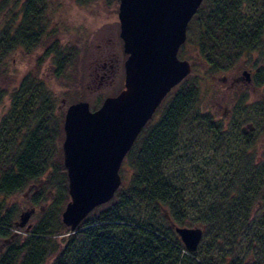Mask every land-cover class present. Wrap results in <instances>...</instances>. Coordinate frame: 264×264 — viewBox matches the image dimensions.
Masks as SVG:
<instances>
[{"label":"trees","instance_id":"trees-1","mask_svg":"<svg viewBox=\"0 0 264 264\" xmlns=\"http://www.w3.org/2000/svg\"><path fill=\"white\" fill-rule=\"evenodd\" d=\"M46 1L25 0L26 19L0 31V59L17 47L37 46L34 35L22 36V23L33 25ZM263 31L264 0L202 1L177 52L192 72L170 90L155 111L157 119L138 134L112 199L94 208L73 232L60 219L69 199L58 146L63 129L44 87L22 79L9 116L0 123V238L9 239L15 228L6 197L30 182H38L41 198L34 204L42 213L21 240L17 236L4 245L0 264H243L247 251L249 259L258 255L264 262V217L258 225L250 221L253 204L262 199L264 163L249 153L251 141L230 150L226 126L199 108L195 76L196 60L209 73L233 68L259 45ZM60 177L65 183L56 182ZM51 185L58 187L57 195L46 201L44 190ZM170 223L204 228L195 252L185 250ZM241 238L248 246L238 259L234 251ZM250 247H256L254 253Z\"/></svg>","mask_w":264,"mask_h":264},{"label":"rangeland","instance_id":"rangeland-1","mask_svg":"<svg viewBox=\"0 0 264 264\" xmlns=\"http://www.w3.org/2000/svg\"><path fill=\"white\" fill-rule=\"evenodd\" d=\"M22 1L24 0H0V31L5 27L7 30L9 22L17 23L21 20L19 15L10 11L13 6L17 7V4ZM48 1V3H53V6L47 10L49 17L46 18V23H43L49 25L45 28L49 32L48 38L41 39L38 48L33 49L30 46L27 50L25 46V48L17 47L0 59V120L9 116L12 96L18 90L21 78L27 76L32 80H42L46 93L52 97V114L58 121L56 124L59 123L62 129L63 117L68 105L85 101L89 108L94 110L100 106L105 97L114 96L122 89L123 62L126 55L122 51V41L119 38L118 0ZM9 32H14L13 27ZM189 49L185 47V51ZM180 59L184 58L180 57ZM244 61V58L240 59L232 70L213 74L205 71L202 62L196 60L195 76L200 87L199 107L203 112H211L216 120L222 119L223 115L226 116V121L224 120L223 123L233 143L230 150L240 143L239 128L245 126L246 123L253 124L255 132L252 135L254 139L249 153L258 159L260 165L264 163V117L258 109L264 110V86L251 88L241 85L229 88V81L244 68ZM222 76L227 77L226 83L218 80ZM157 115L156 112L153 114L150 119L151 123L157 119ZM31 128L32 126H29V129ZM62 139L63 132L58 141L59 149ZM202 157L200 155L199 159ZM61 164L63 165L62 154ZM1 175L2 168H0V178ZM57 181L65 183L62 177ZM37 185V181L30 182L5 199L6 208L14 213V221L18 220L21 212L34 207L35 211L27 222L31 228L37 223L42 213L40 205H32L31 192L32 189L37 188ZM29 187L31 188L28 189ZM44 191L45 200L50 201L57 195L58 187L51 185V188ZM260 191L264 194V187H261ZM263 194L261 203L251 215L250 221L253 224L258 225L259 219L264 217ZM196 215L200 216V214ZM257 225H255V230L259 229ZM197 227L204 230L202 226ZM14 230L18 232L16 237L18 236L20 240L29 231H25V228L11 229L10 233L15 234ZM208 236L212 237V232ZM4 240L0 238V252L4 247L2 246ZM205 241L203 240L202 244ZM237 241L238 248L234 251L237 253L235 258L241 256L242 250L245 251L248 246L247 238ZM255 248L250 247L249 251L254 253ZM244 253L246 254L242 259L243 264H254L255 260L264 264L258 255L249 259L250 252Z\"/></svg>","mask_w":264,"mask_h":264},{"label":"water","instance_id":"water-1","mask_svg":"<svg viewBox=\"0 0 264 264\" xmlns=\"http://www.w3.org/2000/svg\"><path fill=\"white\" fill-rule=\"evenodd\" d=\"M202 1L118 0L119 38L126 55L123 87L93 111L78 101L64 113L61 151L69 199L60 219L71 232L112 199L121 185L120 166L138 134L170 90L190 74V62L177 52ZM33 212H21L14 225L24 227ZM170 226L187 252L197 250L202 228Z\"/></svg>","mask_w":264,"mask_h":264},{"label":"flooded vegetation","instance_id":"flooded-vegetation-1","mask_svg":"<svg viewBox=\"0 0 264 264\" xmlns=\"http://www.w3.org/2000/svg\"><path fill=\"white\" fill-rule=\"evenodd\" d=\"M24 2H25V0L20 2V3H18L17 7H16V5L14 7H12L14 9L17 8V11H15L14 14L19 15L21 17V21L23 20V18L26 19L25 15L27 13V10H23ZM48 2L49 1H46L44 3V7L45 8H44L43 11H40L41 16L39 17V19L35 20V23L33 25H28V24H26V22L22 23L23 24V26H22V31H23L22 32V36L25 37L26 39H30L32 37V35H34V37H36V40H39V42H38L37 46H35V48L39 47V45L41 44L40 43L41 39L48 38V36H49V32L46 31V29H45L49 25L43 24V23H46V18L49 17L48 14H47L48 8L53 6V3H48ZM31 31H34V32H31ZM263 37H264V31H263V33L261 35V39H260L259 45L257 47H255V48L251 49L243 57L245 59L244 64H243L244 68L239 72L238 75H236V76L231 78V80L229 81V88H233L235 86H241V85L242 86H250L251 88L254 87V86H258V87L264 86V39H263ZM30 46H32V45H30ZM46 51L48 52L50 50H46ZM21 52H24V50H21ZM47 52H46V54H47ZM50 55L51 56L53 55L52 51H51ZM254 55H255V57L253 58ZM233 68H231L229 70H232ZM229 70H227V71H229ZM213 74H216V73H213ZM22 79L26 80V81H29L31 86L36 87V88L43 87V85H44L42 80H40V79L32 80V79H29L27 76H24V77L21 78L20 82L22 81ZM218 80L220 82H222V83H226V81H228L226 76H222ZM19 85H20V83H19ZM200 110H201V108H200ZM258 112H260L261 115L264 117V113H262V110L258 109ZM209 114L213 117L214 120H216L214 118V116L211 114V112ZM225 117L226 116L223 115V117H222L223 120L220 118L222 123H223L224 120L226 121ZM0 123H1V120H0ZM263 123H264V121H263ZM243 129H245V131H243ZM254 132H255V126L253 124H251V123H246L245 126L240 127L239 128V136H240L241 140H240V143H237V144L243 145V143L246 142V141L253 142L254 138H253L252 135H253ZM30 188L31 187H29L28 189H30ZM37 192H40L38 188L32 189V192H31V196H33L32 205H34V201L35 200H39L41 198L40 194H38V196H37V194H36ZM259 203H261L260 200L256 201L253 204V208H252L253 212L258 208ZM22 228H25V231H28V230H30L31 225L26 223V225L24 227H22ZM18 229H20V228H18ZM16 234H18V233L13 234V236H10L9 239H7L6 241H3L2 242V246L6 245L10 240H12L14 237H16Z\"/></svg>","mask_w":264,"mask_h":264},{"label":"bare ground","instance_id":"bare-ground-1","mask_svg":"<svg viewBox=\"0 0 264 264\" xmlns=\"http://www.w3.org/2000/svg\"><path fill=\"white\" fill-rule=\"evenodd\" d=\"M181 47V46H180ZM123 51V50H122ZM199 92H200V87H199ZM200 94V93H199ZM163 101V100H162ZM90 109V108H89ZM91 110V109H90ZM91 111H93V110H91ZM63 120H64V117H63ZM123 162V161H122ZM120 168H121V166H120ZM34 205H38V204H34ZM65 207V206H64ZM30 209H34V207H31ZM64 209V208H63ZM35 211V210H34ZM171 224H173V223H171ZM175 225V224H174ZM176 226H178V225H176ZM18 228H22V227H17V226H15V228H13V229H18ZM14 232L15 233H18L16 230H14Z\"/></svg>","mask_w":264,"mask_h":264}]
</instances>
